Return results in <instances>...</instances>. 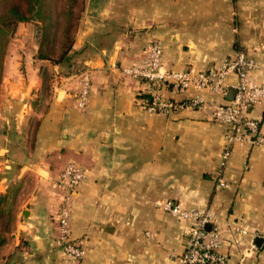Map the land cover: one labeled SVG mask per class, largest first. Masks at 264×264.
Here are the masks:
<instances>
[{
    "label": "crops",
    "instance_id": "obj_1",
    "mask_svg": "<svg viewBox=\"0 0 264 264\" xmlns=\"http://www.w3.org/2000/svg\"><path fill=\"white\" fill-rule=\"evenodd\" d=\"M88 1L102 5L105 21L116 18L114 5H121L120 17L130 20L131 28L97 31L86 16L77 31L74 48L87 51L82 66L93 80L87 106L77 105L79 74L71 72L55 78L47 106L39 107L41 80L29 65L28 76L11 79L9 88L19 91L0 108V117L8 121L0 129V192L16 183V203L24 212L8 243L23 249L12 256V264H182L191 220L165 210L160 202L166 199L211 211L231 264H264V239L255 237L252 244V233L264 231V147L233 143L222 172L227 185H217L227 125L213 118L209 105L228 94L163 86L168 98L201 94L207 105L151 112L142 100L151 96L150 85L123 72L125 65H149L153 41L163 45V69H206L234 57L230 25L228 31H210L214 25L194 22L212 19L202 5H228L229 0ZM245 2L250 24L241 38L259 63L250 76L260 82L264 0ZM236 80L235 74L228 78L230 84ZM246 115L260 118L264 132V99ZM67 161L86 171L71 217L72 234L86 247L79 260L55 242V181Z\"/></svg>",
    "mask_w": 264,
    "mask_h": 264
},
{
    "label": "built area",
    "instance_id": "obj_2",
    "mask_svg": "<svg viewBox=\"0 0 264 264\" xmlns=\"http://www.w3.org/2000/svg\"><path fill=\"white\" fill-rule=\"evenodd\" d=\"M149 54L148 66L129 64L123 66V72L150 85L151 96L142 100L145 108L151 112L170 113L177 108L207 105L206 98L201 94H193L183 100L168 98L161 91L163 86L177 92H184L191 87L206 88L224 96H227L231 88L236 90L232 98L209 105L213 118L227 125V145L221 154V163L217 171V185H227L222 172L228 163L232 144L240 142L264 147L261 119L246 115L250 107L264 99V80L257 82L250 76V72L259 66L258 61L244 49H239L234 57L221 58L206 69L169 70L163 69L164 48L161 43L153 41ZM234 74L237 80L230 84L228 78ZM92 84L91 70L86 67L79 75L76 92L77 105L80 108L87 106ZM85 175L86 171L82 165L75 161H67L61 167L55 181L58 199V208L54 215L55 242L68 257L77 260L85 256L86 247L73 236L71 217ZM160 204L175 217L191 220L186 230L188 235L186 247L181 254L182 264H231L228 254L223 250L221 231L211 211L198 206L186 207L174 199H166ZM209 222L212 224L211 228L206 227ZM237 229L241 233L248 232L244 227ZM255 237L264 239V231L252 233L253 245ZM239 242V238L234 239V243Z\"/></svg>",
    "mask_w": 264,
    "mask_h": 264
},
{
    "label": "rangeland",
    "instance_id": "obj_3",
    "mask_svg": "<svg viewBox=\"0 0 264 264\" xmlns=\"http://www.w3.org/2000/svg\"><path fill=\"white\" fill-rule=\"evenodd\" d=\"M29 1L0 0V108L9 101L11 93L19 91L14 85L9 88L11 79L28 76L29 65L34 68L32 71L41 80L39 93L44 100L39 107L47 106V100L51 98L53 91V82L60 73L67 75L71 72H79L83 68V59L87 51L74 48V44L77 31H80V28L83 30L86 16L90 17L94 26L96 25L97 31H126L127 28H131V21L120 17L121 5H114V8L117 7L113 14L116 18L105 21L101 19L102 14L99 10L102 5L88 0H33L37 3L35 14L30 12L26 20L19 21L13 18L7 20L5 15L12 3H23V8H28ZM18 5L20 7V4ZM64 5L66 11L63 9ZM202 6L207 8L201 9L207 10L212 19L206 21L202 19V21H194L195 23L202 22L198 25L204 23L206 28L207 25H214L210 31H228L226 25H230L229 31H232L236 37L235 48L239 50L248 47L243 44L241 38L242 32L249 31L248 2L238 0L233 3L229 0L228 5L218 3ZM103 22L104 25L100 24ZM36 102L39 100L37 99ZM7 123L8 121L0 117V129H5ZM12 123L9 121V124ZM14 185L17 189L15 195L18 196L20 187L16 183ZM16 196L12 195L7 202L15 219L10 221L11 228L5 232V242L0 245V264H9L10 259L12 264L13 258L21 255L23 250L20 245L14 248L8 245L16 235L17 220L24 216V212L16 203L18 198Z\"/></svg>",
    "mask_w": 264,
    "mask_h": 264
},
{
    "label": "trees",
    "instance_id": "obj_4",
    "mask_svg": "<svg viewBox=\"0 0 264 264\" xmlns=\"http://www.w3.org/2000/svg\"><path fill=\"white\" fill-rule=\"evenodd\" d=\"M18 4H20V7ZM23 7V3H12L7 9L5 15L7 16V20L10 21L12 20V18L19 21L28 19L30 12H35V8H37V3L36 1L30 0L28 8ZM63 9H65L66 11V5H64ZM82 71L83 68L78 72V74L80 75ZM14 186L15 185L8 187L7 191L4 193L0 192V245L5 242V232L9 231L11 228L10 221H13L15 219L14 215H12L9 203H7L9 202L10 197H12V195L16 196L15 193L17 189L14 188Z\"/></svg>",
    "mask_w": 264,
    "mask_h": 264
},
{
    "label": "water",
    "instance_id": "obj_5",
    "mask_svg": "<svg viewBox=\"0 0 264 264\" xmlns=\"http://www.w3.org/2000/svg\"><path fill=\"white\" fill-rule=\"evenodd\" d=\"M235 91H236L235 89H232V88H231V89L229 90V92H228V97H229V98H232V97L234 96ZM211 225H212V224L209 222V223L206 224V227H207V228H211ZM261 240H262V239H261Z\"/></svg>",
    "mask_w": 264,
    "mask_h": 264
}]
</instances>
